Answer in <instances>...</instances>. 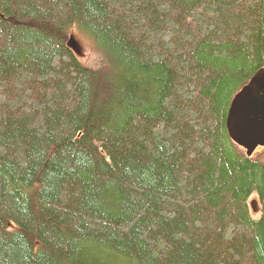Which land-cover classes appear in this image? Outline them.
<instances>
[{
	"label": "trees",
	"instance_id": "obj_1",
	"mask_svg": "<svg viewBox=\"0 0 264 264\" xmlns=\"http://www.w3.org/2000/svg\"><path fill=\"white\" fill-rule=\"evenodd\" d=\"M261 11L0 0V264H264V159L226 129Z\"/></svg>",
	"mask_w": 264,
	"mask_h": 264
},
{
	"label": "water",
	"instance_id": "obj_2",
	"mask_svg": "<svg viewBox=\"0 0 264 264\" xmlns=\"http://www.w3.org/2000/svg\"><path fill=\"white\" fill-rule=\"evenodd\" d=\"M67 46L75 53L78 51L73 38L68 40ZM260 50L264 60V0L261 11ZM226 129L230 139L244 150L247 157H251L256 148H264V67L234 96L227 113ZM249 205L252 212L259 211L256 201L253 200ZM260 212L264 222V197Z\"/></svg>",
	"mask_w": 264,
	"mask_h": 264
},
{
	"label": "rangeland",
	"instance_id": "obj_3",
	"mask_svg": "<svg viewBox=\"0 0 264 264\" xmlns=\"http://www.w3.org/2000/svg\"><path fill=\"white\" fill-rule=\"evenodd\" d=\"M73 38V37H72ZM73 42H74V44H75V46L77 47V49H78V51L76 52V54H77V56H78V58H79V60L84 64V65H87V66H90V65H93L94 63H96V61L98 60V55H96L95 54V52H94V50H93V48H92V46H91V44H90V42H88L87 40H85L84 38H82V37H80V36H78V35H76V37H75V39L73 38ZM101 57V56H100ZM263 62H264V60H263ZM264 67V66H263ZM262 67V68H263ZM261 68V69H262ZM260 70V69H259ZM258 70V71H259ZM257 71V72H258ZM255 75V74H254ZM253 75V76H254ZM253 76L248 80V82L246 83V85L250 82V80L253 78ZM245 85V86H246ZM245 86H243V87H245ZM242 87V88H243ZM240 90H242V89H240ZM239 90V91H240ZM238 91V92H239ZM237 92V93H238ZM236 93V94H237ZM235 94V95H236ZM240 148V147H239ZM242 149V148H241ZM258 149V150H257ZM250 156H252L253 158L255 157V158H257V159H264V148H256L255 150H254V152L250 155ZM256 201L257 202V204H258V208H259V211L258 212H252V214L254 215V216H259V215H261V212H260V210H261V202H260V200L258 199V198H256L255 196L250 200V202H252V201Z\"/></svg>",
	"mask_w": 264,
	"mask_h": 264
}]
</instances>
